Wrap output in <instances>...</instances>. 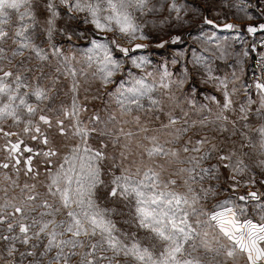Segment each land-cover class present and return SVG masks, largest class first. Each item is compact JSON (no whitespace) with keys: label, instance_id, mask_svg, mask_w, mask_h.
Returning <instances> with one entry per match:
<instances>
[{"label":"snow or ice","instance_id":"obj_1","mask_svg":"<svg viewBox=\"0 0 264 264\" xmlns=\"http://www.w3.org/2000/svg\"><path fill=\"white\" fill-rule=\"evenodd\" d=\"M244 31L264 0H0V264H264Z\"/></svg>","mask_w":264,"mask_h":264},{"label":"rangeland","instance_id":"obj_2","mask_svg":"<svg viewBox=\"0 0 264 264\" xmlns=\"http://www.w3.org/2000/svg\"><path fill=\"white\" fill-rule=\"evenodd\" d=\"M195 2H199V0H195ZM229 22H235V23H240L242 25H247L248 23H253V24H258L259 21H229ZM199 21L197 20H193L192 24V28L191 29H188V28H185L183 31L185 33L184 35V43L183 44H180V45H171V44H167L165 46L164 49H156L153 47V49L151 50V55L153 56L154 59L156 60H160V61H163L164 59L166 58H170L172 54H174L176 51H178L179 49H186L188 48V46L191 44V37L187 34L189 31H191V34L192 35H197L198 32L196 31V26L199 25ZM174 34H179L178 32L177 33H174ZM243 36H244V39L247 41V43L245 45H240L239 43H237L235 46L237 48V50L241 49L242 47L243 48H247L249 50V56L247 58V64H246V70H247V76L245 77V79H248V73H249V68H250V65H251V61L253 59V56H254V53L256 51H264V46L261 45L260 41H262V39L264 38V33H259V34H255L254 35H250L248 34L246 31H244L243 33ZM221 35H229L230 37L232 35H235L234 33H222ZM253 36V37H251ZM169 37L165 36L163 37V40H168ZM157 42H161L160 40H158ZM253 43H255V50H253L252 48V45ZM95 88H96V85H93L92 86V91H95ZM203 91L205 92H213V89L209 86L208 88L206 89H202ZM83 95V94H82ZM216 95L219 96L218 93H216ZM97 104H99V101L95 102ZM84 119L87 120V115L84 116ZM0 143H3L2 140H0ZM259 179V177H258ZM22 180H23V177H22ZM242 191H247V189H244Z\"/></svg>","mask_w":264,"mask_h":264},{"label":"built area","instance_id":"obj_3","mask_svg":"<svg viewBox=\"0 0 264 264\" xmlns=\"http://www.w3.org/2000/svg\"><path fill=\"white\" fill-rule=\"evenodd\" d=\"M262 54H264V51H256L254 53V56H253V59L251 61V65H250V68H249V73H248L249 80L251 79V76H252V69L255 68V66H256V60Z\"/></svg>","mask_w":264,"mask_h":264},{"label":"crops","instance_id":"obj_4","mask_svg":"<svg viewBox=\"0 0 264 264\" xmlns=\"http://www.w3.org/2000/svg\"><path fill=\"white\" fill-rule=\"evenodd\" d=\"M234 34H235V33H234ZM257 34H259V33H257ZM257 34H256V35H257ZM254 36H255V35H254ZM251 37H253V36H251ZM262 41H264V38L262 39ZM260 43H261V41H260ZM261 45H262V44H261Z\"/></svg>","mask_w":264,"mask_h":264}]
</instances>
